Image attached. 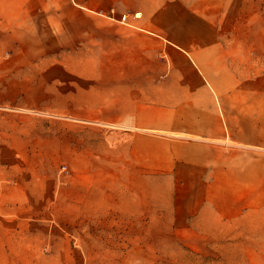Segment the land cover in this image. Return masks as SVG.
<instances>
[{
    "label": "crops",
    "instance_id": "obj_1",
    "mask_svg": "<svg viewBox=\"0 0 264 264\" xmlns=\"http://www.w3.org/2000/svg\"><path fill=\"white\" fill-rule=\"evenodd\" d=\"M127 222L264 264V0H0V264H110Z\"/></svg>",
    "mask_w": 264,
    "mask_h": 264
},
{
    "label": "rangeland",
    "instance_id": "obj_2",
    "mask_svg": "<svg viewBox=\"0 0 264 264\" xmlns=\"http://www.w3.org/2000/svg\"><path fill=\"white\" fill-rule=\"evenodd\" d=\"M59 65L60 63L56 62H45L40 63L39 69L45 70L46 75L52 79L55 73L59 72ZM84 65V62L63 63L61 67L63 77L66 80L75 78L80 81V76L85 70ZM49 97L52 98V94ZM47 112L51 113V111ZM83 133V130H79V134ZM95 164L99 166L97 169L100 170V159ZM60 172V176L63 178L61 182L65 183L71 175L64 168ZM102 177L101 172L94 173V183L100 184ZM126 231L127 235L124 238L109 239L110 253L108 256L101 257L100 255L102 260L109 261L110 264H254L246 260H239L237 255L231 254L229 251L214 252L213 247H209L205 253L197 252L185 244V239L166 237L160 224L158 230L150 233L149 229L146 230L144 226L142 230H138L131 222H127ZM234 258L235 260L231 261Z\"/></svg>",
    "mask_w": 264,
    "mask_h": 264
}]
</instances>
